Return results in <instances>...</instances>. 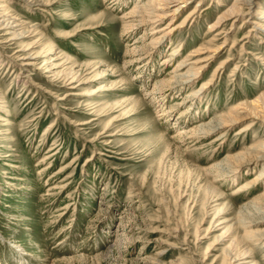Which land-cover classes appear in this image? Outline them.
I'll list each match as a JSON object with an SVG mask.
<instances>
[{
    "label": "rangeland",
    "instance_id": "rangeland-1",
    "mask_svg": "<svg viewBox=\"0 0 264 264\" xmlns=\"http://www.w3.org/2000/svg\"><path fill=\"white\" fill-rule=\"evenodd\" d=\"M37 1L0 13L25 36L0 28V264H227L264 163L221 171L264 141V121L194 130L264 95V0H166L164 19L157 0ZM51 42L57 71H80L66 83L45 73ZM215 48L196 82L173 79ZM245 248L264 264V242Z\"/></svg>",
    "mask_w": 264,
    "mask_h": 264
},
{
    "label": "bare ground",
    "instance_id": "bare-ground-1",
    "mask_svg": "<svg viewBox=\"0 0 264 264\" xmlns=\"http://www.w3.org/2000/svg\"><path fill=\"white\" fill-rule=\"evenodd\" d=\"M32 1L33 2L35 1L34 2L35 4L38 3L37 0H32ZM177 1L180 2V4H184L186 2V0H177ZM241 1L238 2V0H237L236 2L243 3L241 5H247V3L249 5H252V2H249L250 0H241ZM8 3H10V0H5L4 3L0 4V13H4L6 11V9L9 7V5H7ZM156 3H158L159 5L161 4L163 7H162L161 13H160L162 16H158L157 15L155 17L157 19H164L165 13L162 12V11L165 10V9H168V3L169 2L167 3L166 0H157ZM44 5H48V4H44ZM237 5L238 4L236 3L234 5V7H233L234 11L233 12H229V13L232 14V13L240 12V8H238L239 6L237 7ZM253 5L256 6L257 4H253ZM148 6L149 7H147V8H144L142 6L141 8H144L145 10H147L148 8L149 9H153V12H157L158 11V9H156L154 7V5H152V6L148 5ZM145 7H146V5H145ZM236 7H237V9H236ZM175 11L176 10H174L172 12L175 13ZM153 12L152 13L150 12V13L153 15ZM134 13H137V12H134ZM150 13L148 12V14H150ZM174 13H171V15L169 16V17H171V19L174 16ZM194 14H195V12L193 10V11L190 12L188 17H191ZM149 16L147 15L148 18H149ZM224 16H226V15H224ZM224 16H222L221 20H223L225 18ZM141 18H143V17H141ZM262 21L264 22V19ZM219 23L220 22H218L217 24H219ZM252 23H253L252 24L253 30H250V31H260L261 30V24H259L260 22L254 21ZM168 25H170V23ZM182 27L183 26L180 25L178 27L171 28V30H169L170 32L169 31L167 32L168 33L167 35H169L172 31H175L176 29H180ZM0 28H1V30H5L6 32H8V33L10 32V34H12L11 36H13V38H10L8 41L16 40V39H22V38L25 37L23 35L24 33L22 31L20 33L16 32L18 29L20 31L23 28H22V24H18L15 21L12 22V23H9V22H7V20L6 21H2L1 20ZM88 29H92V28H88ZM150 41H151V39H150ZM224 42H225V40H224ZM158 44H159L158 40H153V41L150 42L151 46H157ZM49 45L50 46L45 51V54H47V56L46 55L44 56V57H47V59L43 60L45 62L44 66L46 68V72L45 73L48 74L47 77L50 78V79L53 78V79L63 80L66 83L67 81H69V79L74 78L75 75L77 76V74L80 71L78 70L77 72H75L73 68L69 71V73H67L66 71H63V70L62 71L61 70L57 71V69L60 66L59 65H55V64H56V61L61 59V56L56 51H54V44L52 42ZM215 49L216 50H214L212 53L210 52L211 54L208 55L207 57H202V59L196 60L195 62H193L191 64H185L183 62L181 64V66H178L177 68L181 67V69H180L181 71H182V69H184L183 67H186L187 65H190V68H188L183 73L175 74L173 79H175L176 81H180V82L183 81L181 83V85H188V84L196 82L197 79L200 77L202 71L204 69H206L207 66L211 65L210 60L214 56H217L218 53H216V52L220 48H215ZM205 53H208V52H205ZM52 57L55 58V62L53 60H51ZM24 65L27 66V65H31V64L30 63H24ZM197 65H200V66H197ZM180 70H178V71H180ZM99 77H105V76L101 75ZM94 81H96V78L95 79L87 78V80L82 82V83L83 84H88V83H91V82H94ZM205 86H206V84L203 85L201 88H199L197 93L204 92L203 90H204ZM184 87H186V86H184ZM110 90H111L110 86H108L107 84H102V85L99 86V88H97L95 90L94 89H86V92H84L83 94H79V95H81V97H84V96L90 97V96H96L97 94H100V93L109 92ZM194 96H195V93H194ZM61 99H63V96L58 98V101H60ZM86 102H88V100H86ZM59 118L60 119H65L66 115L63 114V113H62V115L59 114ZM244 119L253 120V121L249 122L247 124V126L244 127V131H250L255 126V124H254L255 121L254 120H256V121H264V95L259 97L258 99H256L247 108H245V109L243 108L242 111H241V109L233 110V114L232 115H228V116H223L222 115L218 119L211 121L209 124H207L205 126L201 125L202 126V127L200 126L201 128H198V129H196L194 131H199V129H202L203 134L207 133V137H208V136H211V135H214V134L218 133L219 130L223 129L224 127H227L228 124H233V123H236V122L244 120ZM89 123L90 122L81 123V124H78V126L79 125H81V126L82 125H86V124H89ZM199 133H201V132H199ZM248 150L252 152V153H249L248 157L240 158V159H238L237 161H234V162H232V160H233L232 158H230V157L227 158L226 159V164L227 165H226L225 170H222L224 172L221 171V176L224 175V174H228V173H234L235 174V171L238 169L239 165L249 164L250 162H255L256 164L264 163V141L258 143L257 145L253 146L252 148H250ZM263 173H264V170H263ZM263 177L264 176L262 175L261 178H263ZM258 179L259 178L257 177V180ZM253 204H257L258 207L257 208H255V207L247 208L248 209V218L247 217H241L240 220L238 219V221H236L234 223L236 226L233 225V227H232L233 229L235 227V230H237V231L241 230L242 231V235H239L240 233L239 234L237 233L234 236V239H233V241H232V243L230 244V247H229V251L230 252L228 253L229 259H228L227 264H244L246 259H250L253 256L252 252L249 251V250H246L245 246L248 245V248H249L251 243L264 242V228H262V226L264 227V194L261 195V197L257 198ZM253 213L255 214V216H251L250 215V214H253ZM259 227H261L262 230H258L257 228H259ZM230 230H231V226H230V228L227 229V232H229ZM251 264H255V263H251Z\"/></svg>",
    "mask_w": 264,
    "mask_h": 264
}]
</instances>
